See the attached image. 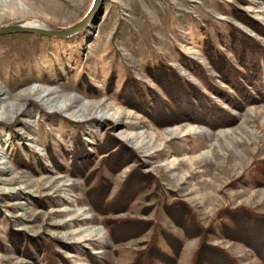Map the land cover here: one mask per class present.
Listing matches in <instances>:
<instances>
[{"label":"rangeland","instance_id":"374dc122","mask_svg":"<svg viewBox=\"0 0 264 264\" xmlns=\"http://www.w3.org/2000/svg\"><path fill=\"white\" fill-rule=\"evenodd\" d=\"M91 1L0 0V27L71 25ZM233 11L264 27V0H103L68 36L0 34V107L10 108L0 116V264H128L153 233L164 249L161 231L184 238L166 206L185 207L204 225L225 207L264 214V185H239L264 160V64L251 90L240 76L248 92L239 93L207 58L211 48L237 64L231 27L264 49V34ZM159 62L206 96L197 118L155 123L116 98L128 79L163 96L148 73ZM74 162L88 163L83 175ZM133 172L149 175L147 185ZM111 205L108 214L94 207ZM106 219L125 222L115 224L116 240ZM182 240L178 264H190L198 238ZM212 242L256 261L240 243Z\"/></svg>","mask_w":264,"mask_h":264},{"label":"trees","instance_id":"16d2710c","mask_svg":"<svg viewBox=\"0 0 264 264\" xmlns=\"http://www.w3.org/2000/svg\"><path fill=\"white\" fill-rule=\"evenodd\" d=\"M233 14L239 22L245 24L254 32L262 35L264 34V27L257 24L243 12L233 11ZM229 38L231 40L230 49L233 59L237 60L236 65L223 55L215 58L214 54H216V52L211 48L207 49V58L213 70L225 84L229 83L233 89H236L239 93H245L248 92V90H243L240 83L242 78L240 76L245 77L247 85L250 86L249 89L251 90V87L254 86L252 82L258 75H261L260 65L264 64V49L235 27L230 28ZM255 49H257L258 52L255 53ZM196 69L200 73V69L197 67H194L193 70ZM148 73L149 77L160 87L163 96L155 93L151 89L141 88L137 82L135 83V81L128 79L125 81L120 91L116 93V98L123 104L137 108L150 115L155 123H171L170 121L173 119L166 121L165 118L168 119L170 118L168 116L172 117V115L175 117L173 121L190 120L188 118L191 115L194 116V118L199 116L201 111L200 108L204 106L203 100H206V96H203L201 91L195 86H192L187 80H184L174 69L163 62H159L158 65L148 69ZM208 87L214 88V91H218V89L213 86L208 85ZM210 88L208 90H210ZM196 98H198V100H194ZM156 106L160 109L159 112H157L161 115L159 117L155 115L156 112L154 109ZM163 108L166 109L165 113H163ZM168 108L173 109L175 113H172L173 111L170 112L171 110ZM187 108H189V110ZM195 110L197 113H195ZM187 111H189V113ZM111 141L112 140L109 141L110 144L113 143ZM109 143L107 146H109ZM87 164L88 163L83 166V163H75V170L77 169V173L83 175L87 170ZM94 171L97 170L94 169ZM136 174L137 173L133 172L131 177L135 180L142 179L145 182L141 187L146 186L148 183L147 176H150L143 175L144 177H139V174ZM86 177L88 178L89 175ZM97 180L103 181L101 175L98 176ZM239 182V185L243 186L258 187L264 185V160L256 162L249 175L240 178ZM236 183L238 184V182ZM92 190L98 194V199H100L102 203L105 202L102 197H106L107 193H105V195L102 193V187L98 188L94 186ZM111 206L103 207L102 210L96 206L94 207L98 212L108 214V212L112 213L116 211V207H113L115 205ZM179 208L180 209L175 208V206H166V212L175 226L182 231L184 238H180L169 231H161L160 237L163 238L167 247V249H164L159 244L158 232L156 234L153 233L144 243V247L134 253L128 264H178L183 243L182 239L192 238H198V243L193 252L190 264H264L263 213H259L245 206L225 207L217 212L210 224L204 225L200 221H197L185 207ZM104 223L111 237L116 240L118 235L115 234L114 231L115 224L119 225L125 222L119 223L115 219H106ZM138 225L139 223L136 224V230L134 232L142 231L140 230L142 225ZM145 227L147 228L148 225ZM125 233L127 234H123V236L130 234V232ZM212 239H224L240 243L251 251L256 261L253 263L244 262L240 260L239 257L231 254L226 248L214 244Z\"/></svg>","mask_w":264,"mask_h":264},{"label":"water","instance_id":"95a60500","mask_svg":"<svg viewBox=\"0 0 264 264\" xmlns=\"http://www.w3.org/2000/svg\"><path fill=\"white\" fill-rule=\"evenodd\" d=\"M103 0H92L86 13L76 22L66 26L48 25L52 30H48L42 27H27L23 26L22 22L12 23L0 27V34L9 32H33L38 34H48L55 36H68L83 29L88 23L95 19ZM54 29V30H53Z\"/></svg>","mask_w":264,"mask_h":264},{"label":"bare ground","instance_id":"6f19581e","mask_svg":"<svg viewBox=\"0 0 264 264\" xmlns=\"http://www.w3.org/2000/svg\"><path fill=\"white\" fill-rule=\"evenodd\" d=\"M18 5H19V4H18ZM8 11H19V9H18L17 7H15V8H13V7H9V8H8ZM17 13H18V12H17ZM17 13H16V14H17ZM24 22H29V21H23V23H22L23 26H27V27H42V28H43V26H44L43 24H41V23H39V22H38V25H37V26H35V25L32 24V23L28 25V24H25ZM32 90L34 91V90H37V89L32 88L31 91H32ZM31 91H30V92H31ZM51 93H53V92L49 91V92H47L46 95L43 96V97H46V96H48V95L51 94ZM46 99H48V98H46ZM14 106H15V105H14ZM8 108H9V107H8L7 105H3L2 107H0V116H1V117H4V116H5V112L9 111L10 108H9V109H8ZM15 113H16V112H15ZM11 116H12V115H11Z\"/></svg>","mask_w":264,"mask_h":264}]
</instances>
